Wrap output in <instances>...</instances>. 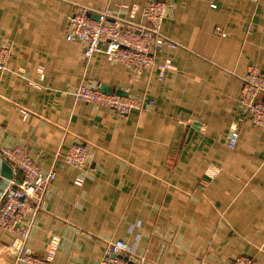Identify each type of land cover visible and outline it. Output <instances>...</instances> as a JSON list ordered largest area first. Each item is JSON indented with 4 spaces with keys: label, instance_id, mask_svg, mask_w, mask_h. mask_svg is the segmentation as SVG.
Masks as SVG:
<instances>
[{
    "label": "crops",
    "instance_id": "0c3cea01",
    "mask_svg": "<svg viewBox=\"0 0 264 264\" xmlns=\"http://www.w3.org/2000/svg\"><path fill=\"white\" fill-rule=\"evenodd\" d=\"M166 1L161 33L173 45L156 61L171 67L128 82L121 62L86 58L82 42L65 38L68 16L105 12L144 25L146 0H0V44L10 46L0 148L19 146L55 172L42 209L23 219L26 240L0 228V264H26L16 259L24 246L37 256L53 248L50 264H96L115 240L138 264H232L240 255L264 264V127L238 101L248 67L264 72V0ZM80 83L128 88L144 106L119 115L77 101L70 91ZM74 141L89 151L83 168L62 160Z\"/></svg>",
    "mask_w": 264,
    "mask_h": 264
},
{
    "label": "built area",
    "instance_id": "2783aa9c",
    "mask_svg": "<svg viewBox=\"0 0 264 264\" xmlns=\"http://www.w3.org/2000/svg\"><path fill=\"white\" fill-rule=\"evenodd\" d=\"M214 6V5H212ZM168 9L166 0H146L142 6V16L145 24L134 25L119 18H108L105 12H99L95 18L86 11H75L68 16L67 40H79L83 44V55L90 58L96 52H103L107 60L121 62L126 66L132 82L144 68L156 66L159 76L171 67V60L156 61L157 51L163 45H173L161 33V23ZM215 32L225 35L226 31L220 26ZM10 46L0 44V71L6 67ZM75 100L92 103L96 106H106L115 110L119 115H125L133 109H142L144 99L129 93L106 92L96 87L80 83L70 91ZM242 112L254 125L264 127V72L255 65H250L238 95ZM238 139L236 123L230 124L226 135V146L234 148ZM0 155L20 170L21 176L15 187L0 201V228L11 231L16 236L26 240L28 226L23 227L26 214L34 216L43 207L41 193L49 181L55 176L54 170L43 172L39 165L31 159L26 151L19 147H2ZM89 151L85 144L74 141L61 154L62 160L71 166L83 168L87 165ZM80 178L77 179L80 182ZM54 255L50 248L44 256H37L32 249L24 246L17 253L16 259L26 264H50ZM232 264H254L251 257L240 255L232 260ZM134 248L123 240H115L109 244L107 251L96 264H138Z\"/></svg>",
    "mask_w": 264,
    "mask_h": 264
},
{
    "label": "water",
    "instance_id": "95a60500",
    "mask_svg": "<svg viewBox=\"0 0 264 264\" xmlns=\"http://www.w3.org/2000/svg\"><path fill=\"white\" fill-rule=\"evenodd\" d=\"M95 18L98 17L96 14H92ZM102 90V89H101ZM117 94H124L123 90L122 91H115ZM4 160V161H3ZM6 159H3L0 155V201L1 199L7 195L10 191L13 190L15 187V183L18 182L19 178L17 177L16 179H13V173L15 171H18L19 175L21 176V172L19 169H15L14 166L5 161ZM11 181V183L9 182Z\"/></svg>",
    "mask_w": 264,
    "mask_h": 264
}]
</instances>
